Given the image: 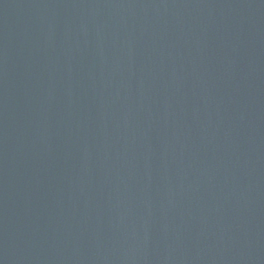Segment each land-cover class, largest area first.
<instances>
[{"label": "water", "instance_id": "95a60500", "mask_svg": "<svg viewBox=\"0 0 264 264\" xmlns=\"http://www.w3.org/2000/svg\"><path fill=\"white\" fill-rule=\"evenodd\" d=\"M0 264H264V0H0Z\"/></svg>", "mask_w": 264, "mask_h": 264}]
</instances>
